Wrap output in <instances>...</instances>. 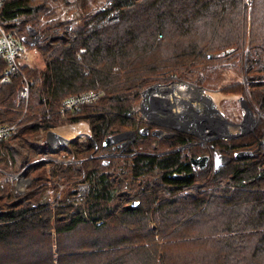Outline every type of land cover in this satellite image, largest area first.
Masks as SVG:
<instances>
[{
  "label": "trees",
  "instance_id": "obj_1",
  "mask_svg": "<svg viewBox=\"0 0 264 264\" xmlns=\"http://www.w3.org/2000/svg\"><path fill=\"white\" fill-rule=\"evenodd\" d=\"M251 2L113 0L115 21L83 23L67 39L39 38L31 45L38 47L45 66H23L32 82L27 103H19L23 75L3 82L8 66L0 63V123L20 120L19 133L0 143V161L15 170L25 167L32 181L18 200L8 183L0 184V264H264V150L258 152L264 125L228 143L212 141L220 154L231 157L217 169H192L187 152L197 156L200 147L162 156L133 153L144 152L142 144L156 143L150 146L154 151L175 149L186 144L183 136H136L128 150L133 154L124 158L127 166L119 174H106L113 157H99L113 150L104 146L108 137L147 126L139 124L136 106L149 86L190 83L205 67L240 63L247 46L250 99L264 115V0ZM42 3L5 0L0 25L18 40L23 38L16 22L20 16L23 25L41 35L58 28L52 19L56 12ZM89 6L83 0L87 13ZM93 9H99V22L107 10ZM90 90L103 95L60 114L66 97ZM221 91L248 97L241 82ZM55 118L90 127L91 138H74L67 148L81 162L82 168L73 171L96 181L80 205L70 202L73 191L55 207L43 201L49 183L75 179L49 172L40 161L44 151L36 143L38 135L55 126ZM45 146H50L46 140ZM237 151L256 154L236 158ZM57 164L60 170L72 169L64 161ZM134 202L137 207L127 209Z\"/></svg>",
  "mask_w": 264,
  "mask_h": 264
},
{
  "label": "rangeland",
  "instance_id": "obj_2",
  "mask_svg": "<svg viewBox=\"0 0 264 264\" xmlns=\"http://www.w3.org/2000/svg\"><path fill=\"white\" fill-rule=\"evenodd\" d=\"M112 1L113 0H87L88 4L90 5L89 7L92 8L91 13H87L83 7V0H42V2L45 3V6L47 8H51L53 9V11L56 12L55 16L52 17V19H54L60 25L58 28L48 29L43 35L39 34L38 32L33 35V33L29 32V30L33 31L34 29L30 26L23 25L25 23V17L20 16L19 18H17V26H20L21 28L23 27L22 35L30 43V45H28L27 47L28 50L26 62L29 63V65L33 66V68L44 70L45 61H43V57L41 55L40 50L38 49V47H31V45L35 44L36 42H39V38L40 40L42 38L47 39L50 42L64 38L67 39L83 23H88L92 26H101L115 21L117 17V11L111 9L109 5V3H111ZM251 3V0H248V4L251 5ZM95 6H100L101 11H103V9L107 10H105L106 13L104 14V17L102 16V19L99 22L97 21L98 17L100 16V14H98L99 9H93ZM248 47L249 46H247V49ZM247 49L245 60H243L242 62L238 63L235 60H226L220 63L219 65L205 67L199 71L198 78L194 81H191L190 84L195 87H200L201 89H203L204 93H207V95L211 98L212 102H214V104L218 108L222 119H225L226 121L232 123H238L239 121H241V117L243 118V115H246V109L243 107L244 102L242 100V98H244L246 102L249 101L248 104L250 106V109L254 112L253 114H251L252 117L254 119H259L264 125V115L250 99L249 81L247 80V74L252 66L250 60L252 58L251 55L249 56V53L247 54V52L249 51V49ZM261 78L262 79L260 81H264V74ZM235 82H241L246 86L248 90L247 98L238 94L224 93L221 91V87L233 84ZM171 83L182 85L185 84L184 82H180V80H178L165 84L155 85L170 86ZM152 86H149L148 88ZM141 100L136 106L137 117L138 119L142 118L143 120H146V122L149 123L144 114V111L142 109H139L141 108ZM199 100H202L200 96H196V98H191V102L195 104H197V101ZM202 106L203 104L200 107H196L194 105L192 107L196 109L203 108ZM180 107L185 109L186 111H189L187 106L184 108L183 105H180ZM55 119L58 121V123H56L55 126H50L49 128H52L50 131L54 132L59 136H63L68 139L77 138L80 141H84L87 138L85 134H91L90 127L84 121L70 124L64 122V120H60L59 118ZM235 126L236 125H232V127ZM164 127L166 129V132L176 131L175 129H169L168 125H165ZM42 129L46 130L48 128ZM205 130L207 132L211 131L209 127H206ZM241 131L242 130L238 131V133L236 132L235 135L244 133ZM220 132L221 134L215 136L214 139H223L224 141L230 140L229 136L223 134L226 132H224V129L220 130ZM249 133H251V131ZM46 139V133L40 132L37 138L38 141L36 142L37 144H41L42 150L44 151L40 161H43L46 164V168L49 170V172H53L55 170L63 177L72 176L75 179L67 182L66 184H59L60 181H54L50 177L52 180H49V182L54 181L55 183L48 184V189L43 195V201L49 202L53 207H55L63 198H65L68 193L73 191L75 195L71 197L70 202L80 205L86 200L88 193L94 187L96 181L85 179L83 175H79V172L76 173L75 171H73V169L79 170L82 167L80 165L81 162H79L78 160H74L68 155V143H61L60 141L62 140L60 138L55 142L59 143V145H57L56 147L49 146V148H47L45 146ZM208 141H205L206 145L204 148H208ZM153 145H156V143ZM150 146L151 145L142 144L141 147H143V150L145 149V151H152L155 154H160L166 151L163 150L162 147H159L157 151H154L150 149ZM263 150L264 144H261L258 148V152H261ZM116 152L117 155L113 157L114 166L108 168L106 170V174H119L122 170L125 169V164L127 166L128 161H124V158L127 157V153H122L121 147H118V150H116ZM58 160L67 162V165H71L72 169L69 171L65 169L60 170V166L57 164ZM100 174L101 173H99L98 175ZM23 175L24 180L21 179ZM28 178L29 177H27L26 175L25 167L15 170L14 168H12V166H9L6 163L0 161V184H9V189L14 200L23 198L24 194L28 191V188L30 186L28 180L26 181V179ZM29 179L31 181V178ZM55 184H58L59 187L55 188Z\"/></svg>",
  "mask_w": 264,
  "mask_h": 264
},
{
  "label": "flooded vegetation",
  "instance_id": "obj_3",
  "mask_svg": "<svg viewBox=\"0 0 264 264\" xmlns=\"http://www.w3.org/2000/svg\"><path fill=\"white\" fill-rule=\"evenodd\" d=\"M209 98V97H208ZM212 102V101H211ZM211 102H208V101H205L203 102V108H199L200 111L197 112L193 107L192 105H188V112L190 113L191 112V109H193V111L191 112V114L188 116L187 118V125L190 127L189 130H194L195 127L193 126L194 123H197L198 120H204L206 121L208 124H210L211 126H208V127H213V133L210 137H207V136H193L191 135V132L190 131H183V130H176V131H168L166 132L167 135H169V137H165L163 135H160V136H154L152 135V132L154 130H156L158 128L157 125H154V124H150L148 122H146V120H143L142 118H140L138 121H139V124L140 122L142 123H146L147 126L145 128H142L140 127V125H138L137 129L136 130H130L129 133H126L122 139L120 140L121 142L117 143V144H114V145H111L113 147V150L112 152L108 153V154H105V155H100V156H107V157H102V158H108V157H115L117 155V152L116 150H118V147H121L122 149V153H127L126 156L128 155H132L133 153H138V152H133V153H129L128 150L131 148V146L135 143L136 141V136L138 135H152L153 137H156L158 139H161V138H176V137H181L183 136L187 142L186 144H183L175 149H179L178 151H184V149H187L188 151H190L191 149L193 148H197V147H200L201 148V152L199 154H197V156L199 155H203V156H209L210 159H209V162H208V165L206 168L211 167V166H215V168L217 169L219 166L221 165H225L227 164L228 162L231 161V157L230 156H227V155H224V154H220L219 153V147H215L214 145H212V141L216 140L214 139L215 135H217L216 133V130L215 128H218L219 130H222L224 129V131L227 130V133L228 132V126L225 125V123L227 122L225 119H222V117L220 116L221 114H218L214 111L213 107H212V104ZM157 106L159 107L160 111L163 113L164 110H163V106L161 107L160 104L157 103ZM169 119L172 120V117H170ZM241 121H239L238 123H232V124H235L236 126H239L241 123L242 125H240V127H242V131H252V132H255L256 129H258L260 126H263V123L259 120V119H254L252 117V115H243V118L241 117L240 119ZM157 122H163L162 120H154V123H157ZM261 122V123H260ZM170 124H172V122H170ZM170 129V128H169ZM166 130V129H164ZM196 130V129H195ZM238 133V132H237ZM248 134V133H247ZM233 137L230 138V140H227L225 142H230L231 140L233 139H236L235 137L237 138H240L242 136H239L238 135H235L234 134H231ZM210 140V141H208ZM205 141H208L207 143V146L208 148H204L205 147ZM261 144H264V142L262 141ZM173 150V149H171ZM166 151H170V150H166ZM164 151V152H166ZM176 152V151H175ZM239 151H237L236 153H238ZM163 153V152H162ZM173 153V152H172ZM169 154V153H168ZM256 154V151H254L253 155ZM163 155H166V154H163ZM187 155L189 156V159L190 157H192L191 155H189V153L187 152ZM99 156V157H100ZM162 156V155H160ZM236 156V154H235ZM252 156V155H251ZM190 162V161H189ZM192 166V169L197 171L199 169H196L193 165ZM204 168V169H206ZM192 174V173H191Z\"/></svg>",
  "mask_w": 264,
  "mask_h": 264
},
{
  "label": "built area",
  "instance_id": "obj_4",
  "mask_svg": "<svg viewBox=\"0 0 264 264\" xmlns=\"http://www.w3.org/2000/svg\"><path fill=\"white\" fill-rule=\"evenodd\" d=\"M4 2L5 0H0V6H2ZM29 32H32L33 35L37 33L35 30H29ZM28 45H30V43L26 38L23 37L18 40L11 34L6 32V30L0 25V63H6L8 66L3 77V82H8L12 75H23L22 83L24 85L19 91V103H27L31 96L32 82L26 78L23 72V66L27 65L26 59ZM101 95H103V92L101 90H90L81 92L79 94L70 95L64 99L60 108V114L65 115L68 112L78 111L82 105L98 100ZM139 109L145 111V108L141 107ZM146 111H149L152 114L162 113L157 106V102L153 100L147 103ZM24 112H26V109L24 110ZM51 129L52 128H48L46 130L41 129V133H46L47 138L48 134L52 133V131H50ZM215 130L217 132V135L221 134L218 128H215ZM19 131L20 120L16 123H0V143L13 139L19 133ZM85 135L88 138L91 134ZM58 139H60L59 135L55 134L54 136H51L50 143L47 139L46 141L51 147H56L57 145H59V143H55ZM60 142L64 143L63 140ZM23 177L24 175L21 178L22 180H24Z\"/></svg>",
  "mask_w": 264,
  "mask_h": 264
},
{
  "label": "water",
  "instance_id": "obj_5",
  "mask_svg": "<svg viewBox=\"0 0 264 264\" xmlns=\"http://www.w3.org/2000/svg\"><path fill=\"white\" fill-rule=\"evenodd\" d=\"M174 84V83H171V85ZM189 86H192V84L190 83H185ZM160 86H165V85H155V86H152L146 90H144L142 92V100H141V107L142 108H145V111H144V114L147 118V120L149 121L150 124H154V125H157L158 128L156 130H154L152 132V135L154 136H160V135H163L165 137H169V135L166 134V131L164 130L165 129V125H168L170 129H175V130H183V131H190L191 132V135L193 136H207V137H210L212 135V131H213V127H209V129L211 130L210 132H207L205 129L206 127L208 126H211L210 124H208L206 121L204 120H198L197 123H194V127L195 129L194 130H189V126L187 125V118L188 116L191 114V112L193 111V109H191V112H185V113H182L180 116L177 117V121L179 122L178 124H170L171 122V119H169L170 117H172V115H170V111L171 109L169 107H166L165 105L161 104V103H158L161 105V107L163 108L164 112L161 113V114H152L150 113L149 111H146V105L147 103H149L150 101H152V92L160 87ZM197 87V86H196ZM197 88H200V87H197ZM201 89V88H200ZM203 90V89H202ZM243 102H244V105L243 107L246 109V115H251L253 114L254 112L250 109V106L248 104V102L245 101L244 98H242ZM212 104V107L214 109V111L218 114H220L218 108L216 107V105L214 104V102H211ZM197 112L200 111L199 108H196L195 109ZM262 115V114H261ZM221 116V115H220ZM259 117V116H258ZM154 120H162L163 122H157V123H154ZM167 123V124H166ZM226 126L228 125H235V124H232L231 122H226L225 123ZM242 125V123L240 124ZM130 131H127V132H123L119 135H116V136H111V137H108L105 142H104V146H111V145H114L116 143H119L120 140L122 139V137L126 134V133H129ZM244 133H241V134H238V137L239 136H242L244 134H247L249 133L250 131H243ZM252 132V131H251ZM225 135L229 136V138H232L233 136L230 135L229 133H227V130L226 132L224 133ZM55 134L52 132V133H49L48 136H47V140L48 142L50 143V138L51 136H54ZM217 136V135H215ZM60 138H62L63 142L64 143H69L73 140L72 139H68V138H64L63 136H59ZM89 138H91V135H89ZM237 138V137H235ZM97 144H96V150H97ZM95 150V151H96ZM179 149H173V150H170V151H166V152H163V153H160V154H152V153H146V152H138V153H143V154H149V155H163V154H168V153H172V152H175V151H178ZM254 152H251V151H241V152H238L236 153V158H243V157H250L251 155H253ZM93 157V155L91 156ZM100 157H107V156H100ZM209 159L210 157L209 156H203V155H199V156H192L190 157V164L193 165L196 169H204L207 167L208 165V162H209ZM175 177L177 178H181L183 177L182 175L180 174H176ZM28 183L31 184V181L30 179L28 178ZM138 205V202H134L133 204H130L127 206V209H135ZM4 214L3 211H0V216H2Z\"/></svg>",
  "mask_w": 264,
  "mask_h": 264
},
{
  "label": "bare ground",
  "instance_id": "obj_6",
  "mask_svg": "<svg viewBox=\"0 0 264 264\" xmlns=\"http://www.w3.org/2000/svg\"><path fill=\"white\" fill-rule=\"evenodd\" d=\"M151 96L153 101L161 103L171 109L170 115H172V124H178L179 122L176 120L177 117L180 116L182 113L188 112L185 109L181 108L180 105H183L184 108L186 106L188 107V105L190 104H193L196 107H200L203 102L212 101L211 98L207 95V93H204L202 89L186 84H172L170 86H160L152 92ZM196 96H200L202 99L197 101V104L191 102V98H196ZM240 130H243L240 126H228L229 134H234Z\"/></svg>",
  "mask_w": 264,
  "mask_h": 264
},
{
  "label": "crops",
  "instance_id": "obj_7",
  "mask_svg": "<svg viewBox=\"0 0 264 264\" xmlns=\"http://www.w3.org/2000/svg\"><path fill=\"white\" fill-rule=\"evenodd\" d=\"M27 65H29V63H27ZM65 138V137H64Z\"/></svg>",
  "mask_w": 264,
  "mask_h": 264
}]
</instances>
